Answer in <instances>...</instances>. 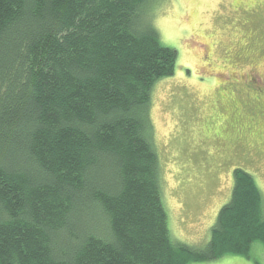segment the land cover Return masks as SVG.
<instances>
[{
	"label": "trees",
	"instance_id": "trees-1",
	"mask_svg": "<svg viewBox=\"0 0 264 264\" xmlns=\"http://www.w3.org/2000/svg\"><path fill=\"white\" fill-rule=\"evenodd\" d=\"M149 3L0 0V264H185L264 245L241 166L203 248L169 233L149 107L177 51Z\"/></svg>",
	"mask_w": 264,
	"mask_h": 264
},
{
	"label": "rangeland",
	"instance_id": "rangeland-1",
	"mask_svg": "<svg viewBox=\"0 0 264 264\" xmlns=\"http://www.w3.org/2000/svg\"><path fill=\"white\" fill-rule=\"evenodd\" d=\"M148 8L161 42L177 51L174 72L150 91L161 200L171 237L203 248L234 166L255 177L264 217V0H150ZM185 264H264V245Z\"/></svg>",
	"mask_w": 264,
	"mask_h": 264
}]
</instances>
